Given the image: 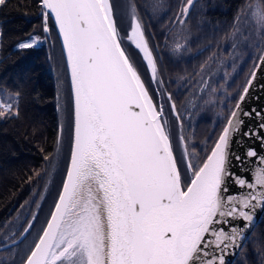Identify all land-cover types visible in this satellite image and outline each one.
<instances>
[{
    "label": "snow or ice",
    "instance_id": "obj_1",
    "mask_svg": "<svg viewBox=\"0 0 264 264\" xmlns=\"http://www.w3.org/2000/svg\"><path fill=\"white\" fill-rule=\"evenodd\" d=\"M192 3L186 0L184 16ZM41 5L44 32L51 17L62 38L72 129L58 199L26 264H215L217 259L225 264L223 255L239 246L252 212L264 210V156L248 151L258 165L251 180L228 167L230 133L242 123L236 119L240 104L202 165L189 164L192 178L184 182L160 121L163 110L154 106L121 47L109 0H41ZM248 8L264 28V0ZM128 39L144 53L159 89L162 81L156 80L155 62L135 15ZM36 43L32 38L19 47ZM11 107L0 104V117L11 115ZM172 111L181 119L174 103ZM229 180L249 191L231 193ZM238 219L245 223H233ZM213 248L220 255L208 258Z\"/></svg>",
    "mask_w": 264,
    "mask_h": 264
},
{
    "label": "trees",
    "instance_id": "obj_2",
    "mask_svg": "<svg viewBox=\"0 0 264 264\" xmlns=\"http://www.w3.org/2000/svg\"><path fill=\"white\" fill-rule=\"evenodd\" d=\"M134 1L140 17L145 18V35L151 41L152 50L158 55L163 67L162 79L168 82L175 75L193 77L200 67L209 63L213 54L219 56L224 53V46L238 16L252 0H196L186 17L185 25L191 35L188 48L191 52L201 51L188 62L180 63H173L162 53V43L168 38L164 29L170 27L181 4L186 0H167L166 13L154 22L141 14L139 5L143 1ZM43 26L41 0H6L0 5V102L6 98L16 100L15 114L6 113L0 117V241L20 209L29 202L34 206V195L42 190L49 168L48 161L56 148L59 122L64 129V159L57 164L52 187L40 208L41 214L37 218H40V222L36 220L32 231L19 245L0 252L1 255L11 249L17 250V254L13 253L7 264H22L33 248L57 199L68 158L72 115L67 74L56 33L45 34ZM34 35H42L44 43L30 49L19 47ZM129 53L136 62L132 50L129 49ZM260 54L255 61L249 59L245 63L242 71V74L246 72L245 78L239 87V78L235 81L237 94L229 109L225 110L221 123L217 125L205 149L199 151L197 167L213 146ZM58 77V82H62L60 94ZM205 121H198L192 131V137L199 138L200 142L208 132ZM14 237L7 243L15 240ZM3 244L4 241L0 245ZM232 264H264V212Z\"/></svg>",
    "mask_w": 264,
    "mask_h": 264
},
{
    "label": "rangeland",
    "instance_id": "obj_3",
    "mask_svg": "<svg viewBox=\"0 0 264 264\" xmlns=\"http://www.w3.org/2000/svg\"><path fill=\"white\" fill-rule=\"evenodd\" d=\"M110 1H111L112 9H113V15L115 19L116 28H117L119 39H120L122 46L127 50L128 56L130 60L132 61V63L134 64V66L136 67L139 75L141 76L149 94L154 93V91H152V86L154 85L155 86L154 90L156 91L158 97H160L158 98V101H156V99L154 98L155 100H153V102L158 110L160 109L163 110V115L161 116V118H162L163 123L168 129L173 146L175 145V141H176L174 138L175 133L172 131V121L170 120L167 114V105L165 106L164 99H166L165 95L170 94V92L173 94L174 99L180 98L178 101L175 102V108H176L177 113L179 114V117L181 118L179 120L181 122L180 126H181L182 135L184 137L183 141L186 144V153L188 156V167L185 163H184V166L181 165L184 162L181 159H179V162L181 163L180 167H181V171L183 172L182 176H185V178L187 177L188 180L190 181L191 176H192V171L189 168V164L197 167L198 165L197 159H198L199 151L202 152L205 149L206 144L213 136V133L215 129L217 128V125L221 123L225 110L229 109V107L231 106V101L234 99L235 95L237 94V89H234L236 88L234 84L235 81L237 80V78H239L238 80V87H239V83L241 82V80H244L245 78L246 72L242 74L245 63L249 59L255 61L256 57H258V54L262 51L261 48H263V45H264V28H262L257 23L256 19L254 18L252 14V9L248 8L250 4L255 3V0H252L251 3L246 7L244 12H242V14L238 16V21L235 24V27L233 31L231 32L227 43L224 46V50H225L224 53H222L219 56H216V54H213L209 63L203 67H200L197 74L194 75L193 77L192 76L182 77V76L175 75V76L170 77L168 82L164 81L162 79L163 74H164L163 67L160 63V60H158L157 58L158 55L154 53L152 50V47L150 45L151 41L149 40L150 41L149 42L147 39L149 46L152 50V53L154 55V58H155L157 74L159 78L158 81H162V84L159 89L156 87V84L150 79L145 68L141 65L138 56L133 51L132 52L136 56V62L135 60L134 61L132 60L130 53H129L130 48L124 41V38L126 36L125 31H126V26H127L126 21H127V17L129 16L128 15L129 0H110ZM142 1L143 3H140L139 10L141 11L142 15H145L152 22L161 19V17L164 16V14L167 11V6H166L167 0H142ZM195 1L196 0H193L192 5L188 6L187 15ZM130 2L132 5L133 4L135 5V11L138 14L139 19L141 20L144 26L143 21L145 18L143 19L140 17L141 15L138 12V9H137L138 6L136 2L134 0H130ZM185 6H186V1L181 4L180 11L178 15L175 17L174 21L171 23L170 27L167 28L166 26V29H164L165 32L167 33L168 38L162 43L163 45L162 53L166 57H168V59L172 61L173 63L188 62L197 53L201 51L200 50L197 52L195 51L191 52V50L188 48L191 35H190V30L185 25V20H186L187 15L184 16L182 14V9ZM181 20H183V23L180 22ZM32 38H34L37 41V43L34 46H38L44 43V37L42 35L41 36H35V35L31 36L30 38H28L27 40L23 42H27ZM231 47H233L232 50H230ZM217 59H219L220 62H222L223 64L221 66L213 65V67H211L210 65L213 62L219 61V60L217 61ZM207 69L208 71H213L211 74L212 75L214 74L215 78L207 86V89L202 95V98L200 100L198 107L195 109V112L192 113V119H190L191 121L190 120L184 121V117L186 116L185 112L187 111L188 107L186 105H185L186 107H184L183 104L181 105L183 98L185 97L184 94L182 95V92L185 89V87H188L189 85L195 86L197 81H200L202 77L207 73L206 72ZM55 77L57 76L55 75ZM58 80H59V77L57 78V87L59 90L62 82L61 81L58 82ZM208 81H209V77H208ZM168 88L169 90H171L170 92ZM157 90L160 91L162 94H159ZM60 93L61 91L59 90V94ZM167 96L169 97V95ZM0 104H11L12 106L10 109L12 113L11 115L15 114L16 112L15 98H6L4 99L3 102H0ZM202 119L206 120L205 125H206V129H208V132L205 133L206 135L203 141L201 140L200 142L199 138L194 139L192 137V134H193L192 131L196 123L198 121H201ZM62 130H64L63 127H62ZM176 138H177V143H179L181 147L180 139L178 138V136ZM63 159H64L63 139L61 137L60 143L57 145L53 156L48 161L49 168H48V172L45 177V182L43 184L42 190L36 195H34V200H36V202L34 203V206L32 203L29 202L28 204H26L25 207L20 209L19 213L14 218L8 230L5 231L4 237L0 241V244L3 241L4 243H7V241L13 238L14 236L19 237L20 234L25 230V228L31 221L32 217H34V220L32 222V226L30 230L27 233V236L32 231V228L35 225L36 220H37V223L40 222V218L39 220L37 219L39 214H41V211L39 210V206H42V204L45 203L48 197L47 196L48 190H50L52 187L51 186L52 181H54L53 178H54L55 171L57 169L56 163L58 164L59 160H60V163H62ZM35 211H37L36 215H34ZM22 226L23 228H20ZM17 237H14V239H16ZM16 252L17 250L11 249V251L1 254L0 264L9 263V259L11 258L10 256Z\"/></svg>",
    "mask_w": 264,
    "mask_h": 264
},
{
    "label": "water",
    "instance_id": "obj_4",
    "mask_svg": "<svg viewBox=\"0 0 264 264\" xmlns=\"http://www.w3.org/2000/svg\"><path fill=\"white\" fill-rule=\"evenodd\" d=\"M109 3L111 5L110 0H109ZM130 5H132V4L129 0V5H128V8H129L128 9V15L129 16L127 17V21H126L127 26H126V31H125L126 36L124 38V41L129 46V48L132 49V51L138 56L141 65L145 68L146 72L148 73V76L153 81L151 70L148 68L147 61L144 59V53H142L138 48H136L135 44L130 39H128V36L131 32L132 17L135 15L141 23V29H142L144 40L146 41V43L148 45V50L151 52L152 58L155 62L154 55L152 53V50L149 46V43H148L146 35H145L144 26H143L141 20L139 19L138 14L136 13L135 10L132 9V7ZM41 7H42V5H41ZM44 11L45 10L42 8L43 24H45V20H44V16H43ZM49 19L53 23V27L55 29L56 36H57V39H58V42L60 45V49H61V53L63 56V61H64L65 69H66L68 86H69V93H70V77H69V73H68L67 66H66V56H65V54L63 52V48H62V38L59 36L58 28L55 24L54 18L50 17ZM113 19H114V15H113ZM114 23H115V19H114ZM47 25H48V21H47ZM115 26H116V24H115ZM43 28H44V26H43ZM43 32H44V30H43ZM45 34H48V33H45ZM121 47L125 51L126 55L128 56L127 50L122 46V44H121ZM262 56H264V45H263L261 54H260V56H259V58L255 64L253 70L251 71V73H250V75H249V77H248V79H247V81H246V83H245V85H244L233 109H232V111L236 110L237 104L238 103L240 104L238 116L236 117V119L242 121V123L238 126V128L235 131H232L230 133L229 146L226 149V152L228 153V155H227L228 167H229L231 173H234L240 177H247L249 180L252 179L251 170H253L258 165L255 163L256 157H248V155H247L248 151L249 150H255L258 156H264V139H262V138H264V127H261V125L264 124V61L261 60ZM128 58H129V56H128ZM129 60H130V58H129ZM130 62L132 63L131 60H130ZM133 66H134V64H133ZM155 66H156V62H155ZM156 72H157V68H156ZM158 79L159 78H158V74H157L156 80L158 81ZM141 80H142V78H141ZM249 81H251V84H249ZM142 82H143V80H142ZM245 88L248 89L246 95L244 93ZM242 95H244V100L241 102L240 97ZM70 101H71V94H70ZM153 104H154V102H153ZM154 106H155V104H154ZM71 112H72V101H71ZM231 112H230V114H231ZM245 112L249 113V115H247V116L243 115V113H245ZM258 113H259V115H258ZM230 114H229L227 120L225 121V124L222 127L219 135L222 133L223 128L225 126H227V121L230 117ZM160 121L163 123L161 117H160ZM163 125H164L166 133L169 136L170 144H171L172 151H173V158H174L175 162L177 163L175 155H174V150H173V145H172V141L170 138V134H169L168 129L164 123H163ZM62 127H63L62 123L59 122L56 147L60 143V140H61ZM245 133H252V135H245ZM219 135H218V137H219ZM218 137L216 138L215 142L217 141ZM58 139H59V142H58ZM215 142H214V144H215ZM180 143H181V149L183 152L184 163L188 167V156H187V153L185 150L184 142L182 141L181 138H180ZM236 157H239L240 159L237 160ZM201 165H202V163H201ZM177 168H178V166H177ZM191 178H192V176H191ZM228 186H229L231 193H246L247 191H249L247 188L242 189V188L236 187L232 180L228 181ZM61 187H62V185H61ZM60 190H61V188H60ZM57 199H58V197H57ZM57 199H56V201H57ZM53 208H54V206H53ZM53 208H52V210H53ZM263 212H264V210H261L260 208H256L252 212L253 220L251 222H249L250 227L244 232V238L242 241L239 242V246H237L235 248H229L227 253L223 255V259H224L225 264H232L234 262V260L237 257L240 249L242 248L243 244L248 239V237L251 234L254 227L259 223ZM36 214H37V211L34 212V215H36ZM49 218H50V215H49ZM33 220H34V217H32V219L30 221L31 224H32ZM233 223L243 225L245 222L243 220L238 219V220L233 221ZM45 226H46V224H45ZM26 228H29V224L27 225ZM29 230H30V228H29ZM27 233L24 230L17 239H15L11 242H8L6 244L0 245V252H3L5 250H8V249L18 245L26 237ZM41 234H42V232H41ZM209 253H210V256L208 258H211L212 254H215L217 256L220 255L219 251L215 250L214 248L209 249ZM26 259H27V257H26ZM26 259L24 260V262L22 264H26ZM215 264H219L218 259L216 260Z\"/></svg>",
    "mask_w": 264,
    "mask_h": 264
},
{
    "label": "flooded vegetation",
    "instance_id": "obj_5",
    "mask_svg": "<svg viewBox=\"0 0 264 264\" xmlns=\"http://www.w3.org/2000/svg\"><path fill=\"white\" fill-rule=\"evenodd\" d=\"M49 24H50V28H49V34L50 33H54L55 34V30H54V28H53V24H52V22H51V20H49ZM51 36V35H50ZM232 48L233 47H231V49L230 50H232ZM219 59H217V61H218ZM223 63L222 62H220V60L218 61V62H213L210 66L211 67H213V65L214 66H216V65H222ZM207 73L202 77V79L200 80V81H197V83H196V85L195 86H192V85H189L188 87H185V89L183 90V92H182V95L184 94L185 95V97L183 98V101H182V103H181V105L183 104V106L184 107H188L187 108V111L185 112L186 113V116L184 117V121L185 120H190V119H192V113L193 112H195V109L198 107V105H199V103H200V100H201V98H202V95L204 94V92H205V90L207 89V86L209 85V83L215 78V75L213 74H211L213 71H208V69H207V71H206ZM210 74V75H209ZM208 77H209V81H208ZM207 81V82H206ZM154 86V85H153ZM152 86V91H154V93H152V94H150V95H152V99L153 100H155L156 99V101H158V98H160V97H158V95H157V93H156V91L154 90V88H155V86L153 87ZM168 90H169V88H168ZM158 91V90H157ZM171 90H169V92H170ZM151 92V91H150ZM159 92V94H162L160 91H158ZM170 96H171V99H169V97L167 96V95H169V94H167V95H165L166 96V99H164V104H165V106L167 105V114H168V116H169V118H170V120L172 121V131L175 133V135H174V138H175V145L173 146V150H174V155H175V158H176V161H177V166H178V170L180 171V173H181V176H182V171H181V167H180V162H179V159H181L182 161H184V159H183V152H182V149H181V147H180V144L179 143H177V136H178V138L180 139H182V141H183V135H182V131H181V126H180V120L179 119H177V116H176V114H174L173 113V111H172V103H174L175 104V102L176 101H178L180 98H175L174 99V97H173V94L170 92ZM154 96V97H153ZM162 96V95H161ZM155 98V99H154ZM186 105V106H185ZM191 117V118H190ZM191 121V120H190ZM184 142V141H183ZM172 145H173V143H172ZM184 146H185V150H186V144L184 143ZM180 156V157H179ZM181 165H183L184 166V162L181 164ZM56 166H57V163H56ZM56 168V167H55ZM186 171V170H185ZM187 174H189V173H187ZM182 181H184V182H189V180H188V178L186 177L185 178V176H182ZM40 207L41 206H39V210H40ZM26 237H27V235H26ZM25 237V238H26ZM18 238V237H17ZM24 238V239H25ZM23 239V240H24ZM22 240V241H23ZM21 243V242H20ZM19 243V244H20ZM18 244V245H19Z\"/></svg>",
    "mask_w": 264,
    "mask_h": 264
}]
</instances>
